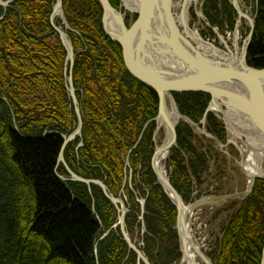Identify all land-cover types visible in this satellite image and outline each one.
Returning a JSON list of instances; mask_svg holds the SVG:
<instances>
[{"label": "trees", "instance_id": "trees-1", "mask_svg": "<svg viewBox=\"0 0 264 264\" xmlns=\"http://www.w3.org/2000/svg\"><path fill=\"white\" fill-rule=\"evenodd\" d=\"M109 1L120 9L121 0ZM222 1L224 14L236 12ZM62 2L73 29L68 31L76 55L73 81L83 118L82 136L67 146L65 160L75 174L103 181L114 197L125 198L130 237L141 235L145 222L141 249L151 264H177L183 256L177 208L152 167L157 124L144 131L159 113V97L128 71L121 46L104 30L99 0ZM254 2L247 62L264 69V0ZM55 3L17 0L7 11L0 7V264H138L121 229H112L118 213L102 189L62 179L70 175L58 160L77 117L68 91L67 52L51 23ZM218 4L206 0L204 13L221 27L220 13L213 12ZM137 19L127 16L126 23ZM232 20L229 16L231 28ZM173 96L180 112L195 122L212 99L199 92ZM207 125L211 135L225 140L224 125L213 113ZM194 139L193 129L179 124L177 147L167 161L171 183L185 203L191 201L192 179L200 182L208 168ZM263 251L264 180L257 179L225 230L216 264H261Z\"/></svg>", "mask_w": 264, "mask_h": 264}, {"label": "water", "instance_id": "water-1", "mask_svg": "<svg viewBox=\"0 0 264 264\" xmlns=\"http://www.w3.org/2000/svg\"><path fill=\"white\" fill-rule=\"evenodd\" d=\"M16 1L0 0V7L7 11ZM99 2L104 12L102 17L104 30L112 41L121 46L128 71L135 78L154 89L159 97V113L156 118L145 125L144 131L151 123L155 122L158 126L157 133L161 129L166 132V142L168 141V143L156 148L152 158V167L158 183L177 208L176 229L181 243L184 242L183 244H185L187 240L185 231L187 232L188 221L187 205L174 188L170 178L167 177L164 180L155 165L156 156L161 149L170 153L173 148L177 147V126L180 121L187 123L193 129L199 128L198 124L179 111L173 93L199 92L209 94L212 99L204 120L209 113H218V117L223 119L227 129L230 130V127L233 126L235 131L246 133L248 131L241 125V122L251 124L252 129L250 130H253L255 135L264 140V69L251 67L247 62L256 16L251 17L245 13L240 0H232L239 16L236 28L242 20L250 23L247 43L242 52L239 53L238 51L236 57L233 58L231 51H222L213 43L205 40L199 32L194 35V30L186 21L183 24L177 23L174 0H137L138 8L136 9L129 8L126 6L125 0H121L126 10L138 15L137 21L130 26L126 24V15L122 12V6L120 9H116L109 0H99ZM184 5L181 11V19L184 16ZM57 15L62 19L63 26L57 25ZM199 17H203V15L199 14ZM3 18L4 16L0 18V21ZM51 23L67 52L68 91L77 117L76 130L70 136H64V143L58 160V164H62L70 175V178L62 177V179L82 183L89 188L92 185L99 186L106 198L115 206L119 215L118 221L112 229L118 227L121 229L129 249L138 256V264H151L141 246L137 245L126 230L127 211L124 209L121 200L109 193L108 187L103 181L85 179L75 174L65 160L64 153L67 146L82 136L83 118L73 81L76 55L68 35V31H73V29L66 20L62 0H56ZM199 44L209 47L212 51L211 54L204 52ZM226 48L228 49V46ZM237 50L238 46L236 52ZM175 57L182 63H174ZM168 103L171 104V109ZM230 132L232 137L241 141L246 147L248 146L241 136L236 137L231 130ZM127 165L129 166V161H127ZM256 179L264 180V176L255 178L246 197L252 193ZM141 204L144 212L145 201ZM110 231L104 236H107ZM182 253L184 259L183 248ZM201 258L210 264L211 260L206 255L203 254ZM261 264H264V251Z\"/></svg>", "mask_w": 264, "mask_h": 264}, {"label": "rangeland", "instance_id": "rangeland-1", "mask_svg": "<svg viewBox=\"0 0 264 264\" xmlns=\"http://www.w3.org/2000/svg\"><path fill=\"white\" fill-rule=\"evenodd\" d=\"M228 1L230 2L231 6H233V8L235 9L232 0H228ZM240 1L244 12L251 17L255 16L254 0H240ZM176 2L177 0H174V4ZM198 2H199L198 5L196 7L194 5L190 11V21H189L190 27L193 30L198 31L205 40H208L209 42L213 43L214 45L219 47L222 51L224 52L231 51L234 55H236L238 51L239 53H241L243 48L245 47V44L247 43V39L250 33V23L246 20H242L241 24L236 28L239 19L237 11L235 10L236 11L235 13L229 11L228 13L224 14V7L227 8V6L223 4L224 2L222 0H218L219 4L217 7H215L217 10L213 8V12L216 13L218 11L220 13L219 18L223 20V26L219 27L218 25H211L207 19V16L204 13V6L206 0H198ZM211 9L212 8H210V10ZM226 10L227 9H225V11ZM122 12H124L126 17L127 16L131 17L136 14L126 10L123 3H122ZM180 12L181 9L179 8L175 13L177 15H180ZM199 14H202L203 17H199ZM229 16L233 17L232 20L233 28L230 27ZM57 21L59 22V23L56 22L58 26L60 25L63 26L62 19L60 17L58 18ZM132 23L134 22H131L130 20L129 25L127 23L126 24L127 26H130ZM237 30L240 32V38L238 40H236L235 38V32ZM222 39L225 40L226 43H223ZM226 46H228L229 51L226 48ZM237 46H238V50L236 52ZM67 68L66 70L68 73ZM168 104L171 109V104L170 103ZM213 114L219 119V121L223 123L226 131V138L224 141H219L217 140V138H215L207 131L208 129L207 118L206 120H204L206 114L204 118L199 120V122H195L192 120L194 123L199 125V128L197 129H193L191 127L195 134V139L193 141V144L199 150V152L204 153L207 156L208 168L203 173L200 182H198L195 179H192L191 201L189 203H186V205L196 206L193 216L190 217L191 228L194 233L193 235H195V237L201 244L204 255H206L207 258H209L213 264H216L217 255L220 251V245L225 230L230 224L234 215L240 210L244 202L241 201L245 199L249 193V182L246 173L244 172L243 169V163L244 160L247 159V156L249 155V151L252 152L254 150L248 148V146L246 147L245 144H243L241 141H238L237 139L236 141H233L231 132L229 129H227L226 125L223 122V119L218 117L217 115L218 113L217 114L213 113ZM182 122L183 121H180L179 124H181ZM156 127L157 128L153 134V143L155 146V151L156 148L161 147L167 139L166 132L163 129H161L157 133L158 126ZM241 137L243 138V141H245L246 139L245 134H242ZM155 151L153 153V156L155 154ZM171 151L169 153L167 160L165 161V168L170 180L172 178L173 171L169 168L167 169V161L170 157ZM263 168H264V164H263ZM128 182L130 183L131 187H133L132 185L133 175L132 176L129 175ZM118 199L121 200V202L123 203L124 209L127 211L126 213V217H127L129 213V207L125 202V198L123 196H119ZM138 201L141 204L142 202L145 201V199L140 197ZM141 211L142 214H145V206L143 212L142 204H141ZM140 219L143 220V216H141ZM145 226H146L145 222L143 221V229L141 231V235L143 236L146 232ZM176 227H177V223L175 229ZM177 234L179 237L178 231ZM141 235L138 231L136 232L134 238L132 237L131 238L137 243V245L142 247L144 243L141 239ZM104 237L105 236H103V238ZM179 242L182 251V244L180 241V237H179ZM181 261L182 259L177 264H181Z\"/></svg>", "mask_w": 264, "mask_h": 264}, {"label": "bare ground", "instance_id": "bare-ground-1", "mask_svg": "<svg viewBox=\"0 0 264 264\" xmlns=\"http://www.w3.org/2000/svg\"><path fill=\"white\" fill-rule=\"evenodd\" d=\"M184 3H185V5H184ZM198 3H199L198 0H177V2L174 4L175 12L179 8L182 11L183 5L185 6L184 16L182 17V19H181V13L182 12H180V15H177L175 13L176 18H177L176 19L177 23L183 24L185 21L187 23H189L191 8L194 5L196 7L198 5ZM125 4H126V6H128L131 9L138 8L137 0H125ZM121 6H122V3H121ZM59 17L60 16L57 15L56 22H57ZM193 32L195 35L196 32H198V31L194 30ZM235 38H236V40H238L240 38V32L238 30L235 32ZM222 41H223V43H226L225 40L222 39ZM199 46H201L203 48L204 52H206L209 55L211 54L212 51H211V49H209V47H207L206 45H203V44H199ZM232 57L235 58L236 55H234L232 53ZM173 62L174 63H182L181 61L178 60L177 57H175ZM241 125L244 126V128L248 132L242 133L239 131H235L236 129L233 126H232V128L230 127V130L234 133V136H236V137H240V136H242V134H245L246 144L248 145L249 148L254 150L252 152L249 151V155L247 156V159L244 160V163H243V169H244V172L246 173V176L248 178L249 188H251V186L253 185V181L255 180L256 177L264 176V168H263V164H264V140L260 136L258 137L257 135H255L253 130H250V129H252L251 124H246V123L241 122ZM233 141H236L235 137H233ZM167 143H168V141L167 142L165 141L164 144L166 145ZM168 156H169V152L165 149H161L159 151V153L157 154L156 160H155L156 168L158 171H160V173L164 177V180L168 177L167 171L165 168V161L167 160ZM202 202H204V201H202ZM195 209H196V206H193V205L186 206L188 221H187V228H186L187 232L185 231V233L187 236L186 237L187 240H186L185 244H183L184 242L181 243V244H183L182 248H183L184 253H185V257H184V259L182 258L183 261H181V264H207L201 258V256L204 254L203 248H202L201 244L199 243V241L197 240V238L195 237V235H193L194 233H193V230L191 228L190 217L193 216ZM118 217H119V215H118ZM182 234H183V232H182ZM210 264H213V263L210 261Z\"/></svg>", "mask_w": 264, "mask_h": 264}]
</instances>
